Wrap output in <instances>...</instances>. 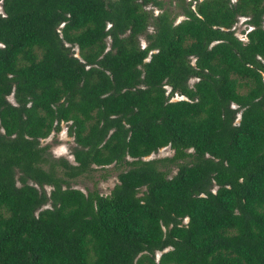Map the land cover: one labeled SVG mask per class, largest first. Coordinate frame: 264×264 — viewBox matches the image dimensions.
<instances>
[{
    "label": "trees",
    "instance_id": "16d2710c",
    "mask_svg": "<svg viewBox=\"0 0 264 264\" xmlns=\"http://www.w3.org/2000/svg\"><path fill=\"white\" fill-rule=\"evenodd\" d=\"M176 1L0 0V264H264V0Z\"/></svg>",
    "mask_w": 264,
    "mask_h": 264
},
{
    "label": "rangeland",
    "instance_id": "374dc122",
    "mask_svg": "<svg viewBox=\"0 0 264 264\" xmlns=\"http://www.w3.org/2000/svg\"><path fill=\"white\" fill-rule=\"evenodd\" d=\"M163 7L167 8L171 11V13H175V22L178 20L184 18V16L181 14V10L179 7V4H176V0H161ZM189 1V0H185ZM192 1V6H193ZM153 11V14H156L159 12V9H156L151 6H147V9H151ZM148 31L152 29L151 25L148 26ZM232 29L234 31V34L236 37H238L240 40L245 41V31L249 29V26L245 22L244 17H239L237 21L233 24ZM106 42L108 44V39H106ZM140 45L143 46L145 44V41L143 40L142 36L139 37ZM74 55H77L76 48H74ZM195 79L191 78L189 79L188 83L191 84ZM166 91H168V88H166ZM179 98H184L183 96L174 95L170 99L176 100ZM8 99L11 101L12 97L8 96ZM66 123L60 124V129L58 131H51L50 134L40 139L41 145H48V152L52 157H63L68 162L74 163L73 156L71 154V146L73 145L72 137L69 136L66 132ZM172 154V149L168 146L161 147L157 149L155 152L150 153L149 155L145 156L144 159H152V158H161L165 156H170ZM189 159L186 158L183 162L188 161ZM95 169L93 171H90L87 174L81 175L79 177L74 178L70 182V186L74 188L80 189L82 192L86 193L89 190H92L95 188L98 193L100 194H107L111 187L116 183L117 178L116 174L118 172V169L116 167H113L112 165H108L105 168H98L96 166H93ZM170 174H173L176 170L175 166H170ZM50 189L49 186H45V190L48 192ZM49 206L46 204L44 207ZM159 252L156 253V256H158Z\"/></svg>",
    "mask_w": 264,
    "mask_h": 264
}]
</instances>
